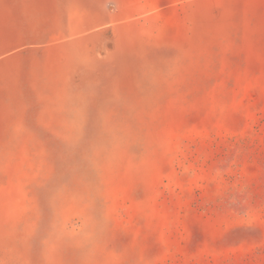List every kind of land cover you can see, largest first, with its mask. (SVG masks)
<instances>
[{
  "label": "rangeland",
  "instance_id": "obj_1",
  "mask_svg": "<svg viewBox=\"0 0 264 264\" xmlns=\"http://www.w3.org/2000/svg\"><path fill=\"white\" fill-rule=\"evenodd\" d=\"M0 264H264V0H0Z\"/></svg>",
  "mask_w": 264,
  "mask_h": 264
}]
</instances>
